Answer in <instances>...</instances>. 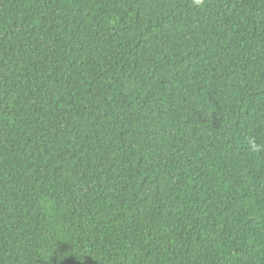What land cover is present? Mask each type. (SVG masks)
<instances>
[{
  "label": "trees",
  "instance_id": "16d2710c",
  "mask_svg": "<svg viewBox=\"0 0 264 264\" xmlns=\"http://www.w3.org/2000/svg\"><path fill=\"white\" fill-rule=\"evenodd\" d=\"M0 264H264V0H0Z\"/></svg>",
  "mask_w": 264,
  "mask_h": 264
}]
</instances>
